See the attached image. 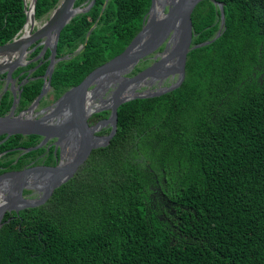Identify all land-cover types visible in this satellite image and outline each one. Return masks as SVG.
<instances>
[{
	"label": "trees",
	"instance_id": "trees-1",
	"mask_svg": "<svg viewBox=\"0 0 264 264\" xmlns=\"http://www.w3.org/2000/svg\"><path fill=\"white\" fill-rule=\"evenodd\" d=\"M217 1L224 3L221 34L188 52L179 87L122 103L115 134L80 171L44 204L4 214L0 264H264V0ZM57 2L37 0L35 18ZM103 2L95 0L61 30L56 57H69L54 66V97L121 53L151 5L108 0L74 54ZM23 4L0 0V45L24 25ZM191 21L192 45L210 40L219 29V7L202 0ZM49 53L31 74L21 75L33 79L23 86L18 110L39 94ZM147 63L140 61L129 75ZM11 103L4 93L0 115ZM37 142V135L21 134L3 141L0 174L41 150L17 157L15 147Z\"/></svg>",
	"mask_w": 264,
	"mask_h": 264
},
{
	"label": "water",
	"instance_id": "water-1",
	"mask_svg": "<svg viewBox=\"0 0 264 264\" xmlns=\"http://www.w3.org/2000/svg\"><path fill=\"white\" fill-rule=\"evenodd\" d=\"M36 1L29 0L27 3L26 0H23L24 25L11 41L0 45V74L5 72L6 77L11 79L12 72L18 67H25L40 60L36 66L30 69L29 75L41 65V57H44L47 50L50 52L47 58L48 65L42 75L41 90L30 106L15 114L19 97H13L9 112L0 116V136L4 135L0 144L16 134L41 137L50 135L59 139L65 136L70 140H75L76 136H80V138L85 136L86 138L79 153L64 164L52 168L33 167L0 174V229L4 223L3 216L6 212L18 213L23 208L42 204L53 189L72 176L76 167L88 157L92 148L103 147L109 143L116 132L117 110L122 103L136 98L159 96L179 87L185 77L188 52L218 38L224 26V3L210 0L220 10L219 29L210 40L192 45L191 14L195 6L202 0H151L141 29L124 50L92 70L80 83L63 92L47 114L35 118L32 115L33 109L50 85L55 64L59 60L69 57V55L56 57V47L61 30L75 15L87 12L95 3V0H86L84 4L74 6L76 0H58L55 7L44 15L45 20L42 22L34 15ZM107 2L108 0H104L98 18L87 31L83 44L78 46L74 54L86 44L90 32L95 28ZM28 21L30 26L28 33L25 34ZM30 46L32 47L30 48ZM38 46H41L40 52L32 59H26V56ZM161 46L163 49L152 57V63L137 73L129 75L141 59L152 54ZM168 77L172 78V82L168 85H161ZM155 82L158 85L155 89L140 90L142 86H151ZM109 89L110 95L105 101V103L107 102L105 106L89 103L94 97L102 95ZM1 97L2 94H0ZM75 98L81 103L79 107L76 102L73 106L71 104ZM90 105L92 106L89 107ZM103 110H108L109 116L102 119V123L98 121L100 123L98 126L88 128L86 119L89 114ZM60 111L65 115L61 122L55 124L52 122L53 116ZM73 117L77 122L76 126L71 122ZM108 123L110 125L108 135L101 137L93 135L98 127ZM89 136L90 138H88ZM40 146L41 144L27 147L22 151L28 152ZM38 170L40 171L38 172ZM39 183L44 185V193L40 198L25 199L22 197L21 193L24 189L35 190Z\"/></svg>",
	"mask_w": 264,
	"mask_h": 264
},
{
	"label": "flooded vegetation",
	"instance_id": "flooded-vegetation-1",
	"mask_svg": "<svg viewBox=\"0 0 264 264\" xmlns=\"http://www.w3.org/2000/svg\"><path fill=\"white\" fill-rule=\"evenodd\" d=\"M31 47L32 46H30V48ZM38 47H41V46H38ZM162 49H163V46L158 48L152 54H150V55L146 56L145 58L141 59L140 61H142V62H146L147 61L148 63L145 66V67H147L150 63L153 62V58L152 57L156 53H159ZM36 55L31 56V53H30V54H28L26 56V59H28V60L32 59ZM41 61H42L41 62V64H42L43 61H44V57L43 58L41 57ZM36 65H34V66H36ZM33 67H31V68H33ZM20 68H22V67H18L17 69H15L12 72V78L11 79L6 77V73L5 72L0 74V94H2V96H3L4 93H8V95L11 97V99H13V97H16V98L19 97V102H20L23 86L29 81V79H33L32 77H30V78L21 77V75H23L25 71L29 72L30 71L29 69H31V68H27L26 70L18 71ZM46 68H47V66H46ZM263 70H264V67H263ZM45 71H46V69H45ZM28 72H27V74H28ZM263 75H264V71L262 72L261 76H263ZM165 82H167V83L172 82V78L168 77L166 80L163 81V83L161 85H164ZM157 86H158L157 82H155L151 86H142L140 88V90L144 89V88L155 89ZM52 92H53V89H52L51 85H49V87H47V89H46V93L43 95V97L40 99L39 103L33 109V113H32L33 117L40 118L41 116H44L45 114H47L51 110V108L53 107L54 102L60 96L59 95L58 97H54V94ZM109 95H110V89L107 90L102 95L94 97L92 101H89V103H92V104L98 103L100 106L102 104L105 106V104L107 103V102L105 103V101L107 100ZM34 100H32V102ZM19 102L16 105L15 114H18L19 112H21L24 109L28 108L30 106V104L32 103L31 102L25 108H22L21 110H18ZM75 102H76L77 106L79 107L81 103H79V101L76 100V98L74 99V102L71 103L72 106H73V104ZM91 106L92 105H90L89 107H91ZM83 107H85V105H83ZM9 109L3 115L7 114L9 112ZM103 112H106V115H105L106 117L105 118H107L109 116V111L108 110H103V111H99V112L90 113L89 116L86 119V126L88 128H93L94 126H98L100 124L99 122L102 123L103 122L102 119H104V117L102 116ZM64 115H63L62 111L57 112V114L55 116H53L52 122L55 123V124L61 122L63 120ZM0 116H2V115H0ZM73 119H74V117L71 118V122L73 123V125L76 126L77 122H76L75 119L73 121ZM109 131H110V125L108 123L106 125L98 127L97 130L93 132V135L94 136H100V137L101 136H106V135H108ZM82 138H84V139H82ZM85 138H86L85 136L81 137V138H80V136H76L75 140H70V139H68V137H65V136L61 137L60 139L51 137L50 135L48 137L38 136V142L34 146H36L38 144H41L40 147L35 148V149H41V150L39 152L35 153L34 155H30L29 157H27L26 158L27 162L23 166H21L20 168H17V169H4L2 173L15 172V171H20V170H23V169H28V168H33V167L52 168V167H56V166H59L61 164H64L68 160L72 159L73 157H75L79 153L80 149L83 147V144H84L83 142L85 141ZM88 138H90V136ZM34 146H31V147H34ZM24 148H27V147H22V146L15 147V149L19 150V152L17 154V157H19L20 155L25 153V152L22 151ZM97 148H100V147H97ZM35 149H33V150H35ZM94 149H96V148H92L91 149L90 154L92 153V151ZM90 154L88 155V157L90 156ZM87 158L76 167V169L73 172L72 176H74L78 171L81 170V168L84 166ZM16 161L17 160H15L14 163H16ZM3 168L4 167L0 166V169H3ZM39 171L40 170H38V172ZM67 181H65V182H67ZM155 188L156 189H155L154 193H155V195L158 196L159 203L161 202V203H163V205H165L166 204L165 203L166 197H165V194L163 192H161V190H160L161 186H156ZM43 193H44V185L39 183L38 184V188H36L35 190L24 189L22 191L21 195L25 199H37V198H40L43 195ZM48 197L45 199V201L42 204H44L46 202ZM39 205H41V204H39Z\"/></svg>",
	"mask_w": 264,
	"mask_h": 264
},
{
	"label": "bare ground",
	"instance_id": "bare-ground-1",
	"mask_svg": "<svg viewBox=\"0 0 264 264\" xmlns=\"http://www.w3.org/2000/svg\"><path fill=\"white\" fill-rule=\"evenodd\" d=\"M29 21H30V18H29ZM29 21H28V23L26 25V28H25V34H27L28 33V30H29V26H30L29 25V23H30Z\"/></svg>",
	"mask_w": 264,
	"mask_h": 264
},
{
	"label": "rangeland",
	"instance_id": "rangeland-1",
	"mask_svg": "<svg viewBox=\"0 0 264 264\" xmlns=\"http://www.w3.org/2000/svg\"><path fill=\"white\" fill-rule=\"evenodd\" d=\"M26 2L27 3H29V0H26ZM40 20H42V22L45 20V17H43L42 19H40ZM30 70V69H29Z\"/></svg>",
	"mask_w": 264,
	"mask_h": 264
}]
</instances>
